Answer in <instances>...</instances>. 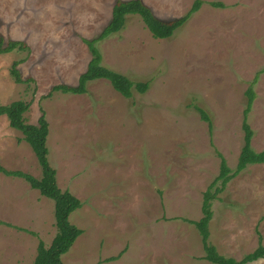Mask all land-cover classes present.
I'll list each match as a JSON object with an SVG mask.
<instances>
[{"label": "rangeland", "instance_id": "rangeland-1", "mask_svg": "<svg viewBox=\"0 0 264 264\" xmlns=\"http://www.w3.org/2000/svg\"><path fill=\"white\" fill-rule=\"evenodd\" d=\"M195 1L143 0L165 21ZM201 1L169 38H154L141 16L128 15L122 30L97 43L103 66L149 83L128 99L104 79L83 95L45 98L53 86L77 85L92 58L83 40L103 31L117 0H0V34L30 48L0 55V106L25 101L29 124L45 113L49 165L58 187L82 204L69 220L83 233L62 264H213L187 221L201 219L222 160L237 167L251 85V144L264 151V0ZM23 58L25 81L17 83L10 70ZM0 165L42 177L31 146L5 116ZM217 198L208 242L241 260L259 234L264 244V164L248 165ZM54 211V201L24 179L0 174V264H33L39 241L49 247L57 233Z\"/></svg>", "mask_w": 264, "mask_h": 264}, {"label": "trees", "instance_id": "trees-1", "mask_svg": "<svg viewBox=\"0 0 264 264\" xmlns=\"http://www.w3.org/2000/svg\"><path fill=\"white\" fill-rule=\"evenodd\" d=\"M203 5V1L196 0L190 10L182 17L170 21L159 19L155 16L152 9L149 8L143 0H117L113 7L111 20L103 31L95 38L84 39L88 46L92 58L90 59L86 70L80 75L77 85L60 84L51 87L45 98L52 97L55 93L83 95L87 93V86L95 80H107L112 87L125 98L133 96V90L145 93L149 88L147 82H133L128 77L115 72L102 65V55L97 49V43L104 40L111 34L117 33L125 26L128 15L141 16L146 28L152 36L157 39H166L171 37L174 32L182 27ZM215 7H223L221 3H212ZM13 51L29 52L30 48L24 41L6 39L0 34V55L8 54ZM25 61V58L15 61L11 67V75L15 82L23 83L18 66ZM257 79V78H256ZM28 81L31 79H27ZM254 84V83H253ZM247 105L244 110L243 130L244 145L242 147L237 167L234 171L228 168L225 160H222L220 174L204 193L202 204V217L198 221H187L194 224L197 228L204 247L207 260L213 264H247L250 262L264 259V244L262 236L259 234V245L251 253L246 254L241 260H235L231 257L220 255L215 246L208 242L209 224L213 217V201L217 200V194L222 192L228 183L234 179L242 170L250 164H264V151L255 152L252 147L253 130L247 123L248 115L252 109L256 94L251 85L247 92ZM29 110V104L25 101H15L11 104L0 106V117L5 116L13 129L20 131L24 140L31 146L35 153L38 163L42 169V177L36 178L20 171H9L0 165V174L8 177H17L24 179L32 189L54 201L55 204V224L57 233L49 247L40 240L37 248V255L33 264H62V256L72 247L76 239L82 235L83 231L70 223V215L79 209L82 204L80 200L69 191H62L57 184L56 171L49 165L48 148L46 146L47 136L49 134V124L45 118V113H41L36 124H29L26 121L25 114ZM201 119L208 123L212 130V122L208 114L201 108H197ZM2 223V222H0Z\"/></svg>", "mask_w": 264, "mask_h": 264}]
</instances>
